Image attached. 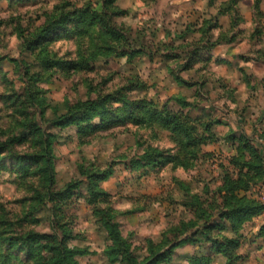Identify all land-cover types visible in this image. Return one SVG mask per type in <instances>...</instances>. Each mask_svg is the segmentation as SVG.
Returning <instances> with one entry per match:
<instances>
[{"label": "rangeland", "instance_id": "rangeland-1", "mask_svg": "<svg viewBox=\"0 0 264 264\" xmlns=\"http://www.w3.org/2000/svg\"><path fill=\"white\" fill-rule=\"evenodd\" d=\"M227 1L209 7L208 0H119L115 6L124 15L113 18L112 26L125 36L123 43L103 38L96 28L89 34L51 36L31 50L27 44L56 7L82 9L91 3L101 10L103 0H0V264H50L46 259L55 249L41 248L50 239L64 241L65 234L71 235L77 264H112L107 255L111 242L89 191L92 180L109 170L114 174L100 183L106 198L97 207L117 213L122 238L139 261L148 255L149 241L159 243L174 228L187 225L191 231L194 223L190 236L206 223H219L226 179L235 181L248 172L242 168L249 159L238 149L239 137L264 157V0L257 9V0H241L237 17L218 16ZM206 19L217 20L220 28L209 40L222 33L233 41L202 53L200 63L181 71L185 47L201 38L198 29ZM102 46L111 49L103 53L109 55L92 58ZM129 48L143 49L145 55L121 57V50ZM80 58L87 65H57ZM107 96L145 100L159 108L173 98L186 99L191 104L186 109L175 102L168 106L189 115L204 139L198 152L187 155L191 167L161 163L130 169L148 150L164 157L179 154V143L158 128L128 124L84 134L75 126H54L71 108ZM46 160L54 169L51 188L39 178ZM240 197L264 206V180L252 183ZM200 212L206 213L202 219L197 218ZM199 233L193 238L200 243L177 249L172 264L212 255ZM240 235L237 254L242 259L237 264H264V211ZM224 236L233 237L230 232ZM168 238L173 240L170 233ZM212 258L213 264H227L222 256Z\"/></svg>", "mask_w": 264, "mask_h": 264}, {"label": "trees", "instance_id": "trees-1", "mask_svg": "<svg viewBox=\"0 0 264 264\" xmlns=\"http://www.w3.org/2000/svg\"><path fill=\"white\" fill-rule=\"evenodd\" d=\"M118 1L103 0L101 10H97L91 3L82 9L73 8L69 10V5L56 7L53 13L46 15L45 24L39 30L36 39L27 45L31 50H36L40 41L46 40L51 36H62L64 34L66 37H70L75 34H89L96 28H100L103 38L110 39L114 43H123L126 40L125 36L112 26L113 18L123 17L124 15V12L115 6ZM216 1L208 0V6L213 7ZM240 1L228 0L225 6L218 11V16H225L232 13L233 17H237L238 12L236 7ZM258 3H260V0L256 2V9L258 8ZM232 23L236 27L239 24L238 19L233 18ZM218 27V22L215 19H206L203 21L201 27L198 29L201 38L188 43L185 47L186 52L184 53L186 60L182 62L181 71H189L193 66L200 63L202 61V53H206L217 46L226 45L233 41V38H227L222 33L218 39L209 40V37H212L210 36L211 32L215 29H220ZM189 32L195 33L196 30H188L186 34L189 35ZM107 49V46L96 49L94 54H92V58L108 56L109 54H103L104 52L110 53L111 49ZM140 55H145L143 49H131V51L121 50V57H128L129 60ZM49 61L50 59H45L46 66ZM83 64H86L84 58H80L77 63L59 62L57 65L62 68L66 66L70 69V67ZM176 81L179 84L191 87V85L180 78H177ZM168 102L163 108H159L153 102L145 100L131 102L123 97L117 99L112 96H107L96 102L84 103L81 107L76 106L71 108L65 116H62L55 122L54 126L62 129L75 126L78 128L79 133L84 134H92L106 128L122 127L128 124H132L140 129L152 130L158 128L162 131L169 132L174 137L173 141L179 143V154L164 157L160 153L148 150L141 158L131 162L130 169L132 171L140 170L147 166H155L162 163L165 165L172 164L175 167H181L187 170L191 167L190 160H186L187 155L198 152L199 147L203 145L204 139L197 136L196 127L192 124L189 115H185L183 112L176 114L168 106L171 102H175L183 109H186L191 104L184 98H173ZM116 104H120V106L115 107L114 105ZM97 119L99 123L94 124L93 122ZM238 140L239 151L248 153V162L244 161L242 164V168L247 169L248 172L245 174L241 173L235 181H231L229 178L226 179L225 186L220 191V200L222 201L223 208L218 216L219 223H215L213 226H209L206 223L200 229V233V230H198L190 236L188 234L195 229L196 224L192 223L190 225L191 231H189V226L187 225L174 228L168 231L159 243L149 241L148 255L142 261H139L133 256L129 244L122 238L119 224L116 222L117 213L110 208L102 209L97 207V205L101 204L100 199L106 198V195L100 191L99 185L102 182L108 181L113 176V171H105L102 176L94 178L89 189L92 198L90 204L94 206L95 214L99 219L98 222L105 230L107 238L111 242L107 255L112 259V264L117 262L126 264H171L177 249L187 245L196 246L200 243L199 238H193L198 233L206 238L207 244L211 245L212 255L222 256L226 259L227 264H237L242 259V256L237 254V251L242 246L243 240L240 233L244 225L250 223L264 211V206L256 201H249L246 198L240 197L242 191L248 192L250 190L252 183H258L264 180V157L246 137L240 136ZM235 163L237 165V163L241 162L236 160ZM39 171L41 183H44L46 188L53 187L55 184V175L51 162L46 160ZM251 172H253V175L250 174ZM205 214V212H200L197 218L202 219V216ZM210 218L211 215H207L204 219L208 221ZM214 232H216V235H211ZM226 232H230L233 237L224 236ZM169 233L173 236V240L168 238ZM30 237L31 235L28 234L24 237L26 244L28 240L31 242ZM71 240V235L68 236L66 234L62 242L56 241L54 244V241L50 239V243L41 248V250L46 248L55 249L53 251V257L51 259L47 258L46 262L50 264H77V261H74V254L76 252L69 247ZM212 255L194 256L190 258L189 264H213Z\"/></svg>", "mask_w": 264, "mask_h": 264}, {"label": "crops", "instance_id": "crops-1", "mask_svg": "<svg viewBox=\"0 0 264 264\" xmlns=\"http://www.w3.org/2000/svg\"><path fill=\"white\" fill-rule=\"evenodd\" d=\"M250 66V64L248 65V67ZM172 264V263H171ZM189 264V263H188Z\"/></svg>", "mask_w": 264, "mask_h": 264}]
</instances>
